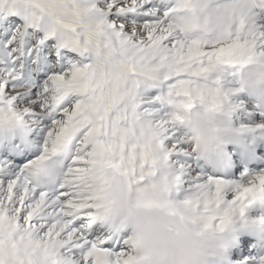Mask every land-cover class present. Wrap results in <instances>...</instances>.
<instances>
[{"label": "clouds", "instance_id": "obj_1", "mask_svg": "<svg viewBox=\"0 0 264 264\" xmlns=\"http://www.w3.org/2000/svg\"><path fill=\"white\" fill-rule=\"evenodd\" d=\"M25 6V23L35 22L60 44H75L73 34H80L88 71L76 87L87 83L88 88L69 95L66 102L80 105L82 114L89 117L86 124H95L103 117L116 131L117 141L125 135L129 150L134 147L138 159L141 152L149 154L150 163L137 168L144 180L120 177L108 188L109 206L96 210L98 224L117 237L127 234L128 246L136 257L134 264H228L234 232L243 229L264 234V215L249 213L264 198L248 203L241 215L239 205L227 197L219 205H205L207 184L179 196L180 171L186 169L170 163L169 150L162 144V129L169 134L177 129L189 157L211 159L226 141L246 130V126L236 127L232 119L236 98L244 95L264 105V52L253 48V41L264 32V25L253 24L255 18L264 16V0H172V6L163 11L167 15L162 14L160 27L165 34L185 45L196 40L218 46L236 37L243 41L239 54L227 63L211 61L212 70L195 79L187 61L178 54L182 49L159 45L139 49L130 44L121 48L111 29L100 26L102 17L83 0H25ZM226 73L231 74L228 87L222 85ZM148 84L158 90V101L145 99ZM145 104L157 107L148 110ZM17 111L23 113L24 107ZM259 127L264 128V123ZM36 128L37 122L26 114L19 119H0V151L9 144L30 141L25 151L38 155L25 175L37 191L51 195L68 181L70 192L87 195L95 186L94 175L72 169L75 153H63L59 143L44 152L38 134L33 136ZM102 139L111 141L113 137ZM53 165L56 178L51 180L45 173ZM105 174L111 176L113 170L105 169ZM254 177L244 183H258ZM189 200L193 203L186 204ZM21 229L28 231L23 223ZM35 232L34 239L40 241L34 256L37 264L49 251L55 256L49 257L47 264L53 260L55 264H68L69 260L81 264L82 258L72 256L62 245L64 237L48 240L39 229ZM258 264H264V257Z\"/></svg>", "mask_w": 264, "mask_h": 264}, {"label": "snow or ice", "instance_id": "obj_2", "mask_svg": "<svg viewBox=\"0 0 264 264\" xmlns=\"http://www.w3.org/2000/svg\"><path fill=\"white\" fill-rule=\"evenodd\" d=\"M8 5L7 15L0 18V119H19L25 114L32 118L37 122L33 136L38 134L43 151L59 143L63 153H75L71 157L72 169L86 176L94 175L95 186L82 197L69 191L68 181L51 195L37 191L25 175L33 161L30 158L37 154L25 152L20 156L11 155L6 149L0 151V264H37L34 256L40 241L34 239L36 229L48 240L64 237L62 245L72 256L78 254L81 264H134L136 257L128 246L127 234L117 237L98 224L96 210L109 206L108 188L120 177H131L137 182L144 180L143 175L137 174V168L143 169L150 163L149 154L141 152L138 159L134 147L129 150L125 135H120L117 141L116 131L103 117H98L95 124L85 123L89 117L82 114L80 105L66 100L71 94L87 90V83L76 87L88 71L87 62L79 52L72 55L71 51H65L67 45L57 48L53 38L41 34L35 22L25 23L20 18L26 10L25 0H10ZM99 6L100 26L111 29L121 48L130 44L139 49L154 45L182 49L178 54L187 61L194 79L212 70L211 61L227 63L243 47L239 37L218 46L196 40L185 45L175 36L165 34L160 25L162 14L167 13L155 9L152 0H100ZM258 36L253 48L264 52V32ZM158 100L155 97L154 102ZM21 106L24 112L18 113ZM40 113L45 115L41 117ZM172 133L162 129V144L169 150L170 163L181 169L179 160L185 146L179 131L173 129ZM108 136L113 139H102ZM18 159H30V162L21 167L15 163ZM109 168L113 170L111 176L105 174ZM184 174L181 169L180 176ZM45 175L54 180L55 165ZM254 178L258 183L249 181L231 186L223 180L208 178L194 187L209 186L205 205H219L227 197L239 205L243 215L248 203L264 198V174ZM192 203V200L186 201V204ZM22 223L28 229L26 233L21 229ZM54 256L55 253L47 252L40 264H47L49 257Z\"/></svg>", "mask_w": 264, "mask_h": 264}, {"label": "bare ground", "instance_id": "obj_3", "mask_svg": "<svg viewBox=\"0 0 264 264\" xmlns=\"http://www.w3.org/2000/svg\"><path fill=\"white\" fill-rule=\"evenodd\" d=\"M1 1L3 3L2 6H5H1L2 10H0V18H2L3 15H7V5L10 3V0ZM83 3L90 6L94 5L93 0H83ZM152 3L154 8L161 12H163L164 9H167L169 6H172V0H152ZM93 10L97 16L102 17V12H97L96 5ZM20 18L23 19V13L20 14ZM253 24L256 27L264 25V16L255 18L253 20ZM38 30L41 32V34H46V30L43 27H39ZM53 44L56 45L57 48L61 45L55 39ZM64 50L76 53L79 52L83 58L87 55L84 49V44L79 46V48L77 49H73L71 48V46L67 45ZM230 76V73H226L225 76L222 78V85L224 87H228L230 83ZM146 88L149 89V93L153 91H158L157 89H155L156 87L152 84H150V86H147ZM150 98L151 95L147 96V98L145 99L155 100V98ZM234 104L235 106L232 119L236 127L246 126V130L240 132L236 137L239 138L240 142L248 146V150L251 151V154L255 153L253 140H258L260 142L259 154L262 155H257L258 160L253 163L250 172L247 173L242 169L240 162V158L243 155V151L237 148L233 143L229 144L228 150L224 155V162L225 164L232 163L233 176L230 180H227V177H225V174L221 172V169H217L216 164H209L206 160H196L194 156L189 157L187 153L184 152V154L179 160V165H183L186 171L184 176L182 177V189L178 193L179 196H183L187 190H190L196 184L202 183L208 178L223 180L226 184L231 186L244 183L245 180L242 179L243 176H249L250 178L257 174H264V128L259 127V125L264 123V109L262 108V105L249 101L248 97L244 95H241L236 98ZM145 107L154 109L157 106L154 104H145ZM30 143V141L24 139L21 140L19 143L9 144L8 147L5 149L11 155L22 156L25 152H28L25 151V149ZM21 152H23L22 155L20 154ZM33 157H31L30 159H33ZM19 160L20 159H18L15 163L19 164ZM193 173L197 174L192 175ZM263 202L264 201H260V203ZM255 204L249 209V213L251 215H264V211L259 209L260 204ZM232 235L238 236L237 239L239 241V245L230 252L231 258L230 260H228V264H258V260L261 257H264V246L261 243L262 237L258 236L257 233H252L243 229L234 232ZM246 242H249V245H247L246 251H243L241 250V246Z\"/></svg>", "mask_w": 264, "mask_h": 264}, {"label": "rangeland", "instance_id": "obj_4", "mask_svg": "<svg viewBox=\"0 0 264 264\" xmlns=\"http://www.w3.org/2000/svg\"><path fill=\"white\" fill-rule=\"evenodd\" d=\"M94 1V4L96 5V10H97V12L99 11V12H102V10L100 9V6H99V2H100V0H93ZM96 2V3H95ZM2 1L0 0V10H2V7L3 6H5V5H3L2 6ZM2 6V7H1ZM170 8V6L167 8V9H164V11H167L168 9ZM3 17H4V15H3ZM73 39H75V44H70L69 46H71V48H73V49H77V48H79V46H81L83 43H82V41H81V38H80V34H76V33H74L73 34ZM54 42V39H53V41H52V43ZM72 53V55H75L76 54V52H71ZM147 86H150V84H148V85H146L145 87H147ZM156 89V88H155ZM151 95V98L150 99H152V98H155L157 95H158V91H153V92H151V93H147L146 94V97L145 98H147V96H150ZM148 110H153V109H151V108H149V107H146ZM34 146V145H33ZM37 155H38V153H37ZM35 156V155H34ZM33 157V156H32ZM36 157V156H35ZM35 157H33V159L35 158ZM30 162V160H28V159H20L19 160V166H23L24 164H27V163H29ZM247 173H249L250 171H246ZM197 173H193L192 175H196ZM247 178H249V176L248 177H246V176H243L242 177V179L243 180H246ZM256 215H258V214H256ZM247 245H249V243H246V244H243V248L241 247V250H243V251H246V248H247Z\"/></svg>", "mask_w": 264, "mask_h": 264}]
</instances>
